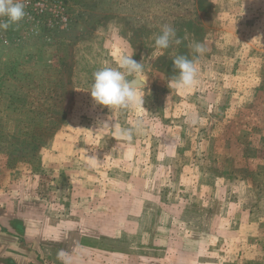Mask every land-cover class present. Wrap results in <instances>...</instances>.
<instances>
[{
	"label": "rangeland",
	"instance_id": "374dc122",
	"mask_svg": "<svg viewBox=\"0 0 264 264\" xmlns=\"http://www.w3.org/2000/svg\"><path fill=\"white\" fill-rule=\"evenodd\" d=\"M65 4L66 28L0 30V264H264V0ZM132 51L144 102L96 104L93 72Z\"/></svg>",
	"mask_w": 264,
	"mask_h": 264
},
{
	"label": "clouds",
	"instance_id": "9594fccd",
	"mask_svg": "<svg viewBox=\"0 0 264 264\" xmlns=\"http://www.w3.org/2000/svg\"><path fill=\"white\" fill-rule=\"evenodd\" d=\"M26 15L25 3L22 0H0V30H7L11 24L19 22ZM180 44L176 30L169 24L162 26L160 34L155 36V45L159 49H167L171 43ZM196 53L203 54L205 47L201 43L191 46ZM134 51L122 54L118 59V66H102L93 72V81L90 94L96 104L108 108L117 106L121 108H135L144 100L138 89L146 87L143 64L133 59ZM173 67L176 75L169 83L177 91L191 90L199 82V71L196 62L185 55H177L173 59ZM128 77H131L130 79ZM195 123V120L192 121ZM144 127V121L138 119L127 128H116V136L125 140H131L134 133L140 132ZM60 264H74L72 255L61 249L57 252Z\"/></svg>",
	"mask_w": 264,
	"mask_h": 264
},
{
	"label": "built area",
	"instance_id": "2783aa9c",
	"mask_svg": "<svg viewBox=\"0 0 264 264\" xmlns=\"http://www.w3.org/2000/svg\"><path fill=\"white\" fill-rule=\"evenodd\" d=\"M25 3L26 15L22 20L42 23L46 22L52 27L66 28L70 17L65 12V0H22Z\"/></svg>",
	"mask_w": 264,
	"mask_h": 264
},
{
	"label": "trees",
	"instance_id": "16d2710c",
	"mask_svg": "<svg viewBox=\"0 0 264 264\" xmlns=\"http://www.w3.org/2000/svg\"><path fill=\"white\" fill-rule=\"evenodd\" d=\"M7 263H9V264H16V263L12 262L11 260L8 261Z\"/></svg>",
	"mask_w": 264,
	"mask_h": 264
},
{
	"label": "water",
	"instance_id": "95a60500",
	"mask_svg": "<svg viewBox=\"0 0 264 264\" xmlns=\"http://www.w3.org/2000/svg\"><path fill=\"white\" fill-rule=\"evenodd\" d=\"M129 79L131 78V77H128Z\"/></svg>",
	"mask_w": 264,
	"mask_h": 264
}]
</instances>
